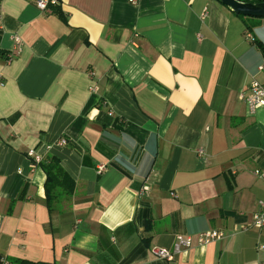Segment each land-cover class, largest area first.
Instances as JSON below:
<instances>
[{"label": "crops", "instance_id": "obj_1", "mask_svg": "<svg viewBox=\"0 0 264 264\" xmlns=\"http://www.w3.org/2000/svg\"><path fill=\"white\" fill-rule=\"evenodd\" d=\"M255 39L264 18L219 0H0V264L264 262V228L237 231L264 198ZM30 150L75 182L53 208Z\"/></svg>", "mask_w": 264, "mask_h": 264}, {"label": "built area", "instance_id": "obj_2", "mask_svg": "<svg viewBox=\"0 0 264 264\" xmlns=\"http://www.w3.org/2000/svg\"><path fill=\"white\" fill-rule=\"evenodd\" d=\"M136 2L137 0H132ZM60 4V0H37V7L46 12H53V8ZM203 18L207 16V10L203 13ZM248 38H252L251 33L247 34ZM16 41L19 42L20 38L16 37ZM14 56V53H10L8 59L11 60ZM260 71L264 72V63L259 66ZM239 98L243 100L248 108V112L253 115L259 108H264V84L260 81L254 80L248 89H243L239 92ZM60 144L64 145L67 143V139L62 137L59 141ZM203 151H200L202 154ZM28 155L34 159L35 163H41L43 158L35 150H30ZM106 166L101 165L99 167L100 171L105 170ZM254 173L256 176L264 180V170L255 169ZM257 209L253 212L251 220L242 223L237 231H247L250 229L262 230L264 228V198L258 200ZM226 231L222 229H209L206 231L200 232L197 237L192 235L178 234L176 237V242L174 248L168 249L165 247L153 246L152 253L160 258L172 260L174 259L175 254L187 251L191 248L194 243L197 241L198 244H207L217 239H222L226 236ZM196 238V239H195ZM258 251H264V242H259L257 244ZM259 264H264V262H259Z\"/></svg>", "mask_w": 264, "mask_h": 264}, {"label": "trees", "instance_id": "obj_3", "mask_svg": "<svg viewBox=\"0 0 264 264\" xmlns=\"http://www.w3.org/2000/svg\"><path fill=\"white\" fill-rule=\"evenodd\" d=\"M259 1L263 0H258L257 2ZM239 16L245 17L243 15ZM255 43L261 50L264 51V43L260 39H255ZM42 168L47 175L45 183L47 203L50 208H53V204L55 202L59 201L63 197H68L73 193L75 182L64 170L59 158L54 155H49L47 160L42 162Z\"/></svg>", "mask_w": 264, "mask_h": 264}, {"label": "water", "instance_id": "obj_4", "mask_svg": "<svg viewBox=\"0 0 264 264\" xmlns=\"http://www.w3.org/2000/svg\"><path fill=\"white\" fill-rule=\"evenodd\" d=\"M231 11L243 16L264 18V0L259 2L242 0H219Z\"/></svg>", "mask_w": 264, "mask_h": 264}]
</instances>
